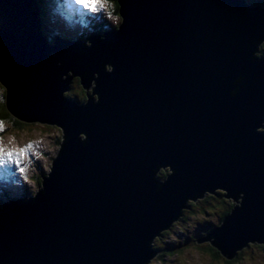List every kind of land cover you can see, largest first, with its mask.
Instances as JSON below:
<instances>
[{
    "label": "water",
    "instance_id": "1",
    "mask_svg": "<svg viewBox=\"0 0 264 264\" xmlns=\"http://www.w3.org/2000/svg\"><path fill=\"white\" fill-rule=\"evenodd\" d=\"M116 4L109 31L49 41L37 0H0L5 109L62 141L36 194L0 205V264H148L216 191L236 203L195 241L227 260L264 244V5ZM74 78L81 103L64 95Z\"/></svg>",
    "mask_w": 264,
    "mask_h": 264
},
{
    "label": "rangeland",
    "instance_id": "2",
    "mask_svg": "<svg viewBox=\"0 0 264 264\" xmlns=\"http://www.w3.org/2000/svg\"><path fill=\"white\" fill-rule=\"evenodd\" d=\"M249 4L253 5V2H259L260 0H246ZM69 2L73 3L72 0ZM57 10L60 7V4L57 2ZM68 9L61 8L59 12H56L57 17L55 24L54 22L49 23V19H45L42 29L46 32L48 40L51 41L55 33L63 35L65 33L66 38H74L77 35L83 36L85 34V26H87V34L85 38L93 33L94 27L99 26L100 19L108 29L117 25L120 21L118 14L113 8V4L110 1V7L108 9H102L98 12H91L88 9L79 6L80 9L75 11L71 8L70 4L66 5ZM74 8V7H73ZM54 7L46 9L48 17L53 13ZM60 10L65 11V15L72 14V17L67 18V22L60 16ZM72 12V13H71ZM109 12L111 13L109 15ZM97 15L98 20H94V24L90 23L89 20L92 17L86 18V23H82L80 19H84L85 15L94 16ZM89 19V20H88ZM95 25V26H94ZM49 26H52L53 29L50 31ZM94 26V27H93ZM101 26V25H100ZM46 27V28H45ZM93 28V29H91ZM45 29H48L47 31ZM100 31V30H99ZM46 36V37H47ZM64 36V35H63ZM264 52V42L260 44L259 50L256 54L258 56L262 55ZM260 53V54H259ZM76 78L71 82V89L65 92L73 100L75 98L81 99L85 93L82 91L81 86L76 83ZM91 88L88 89L90 92ZM4 88L0 84V103L4 105ZM71 99V98H70ZM1 107V104H0ZM3 122L4 128L3 131H0V144L6 148H20L24 145L31 142L33 147L29 149L28 154L21 158V162L25 161V165L22 164L12 167L11 165L5 166L8 168L7 172H12L10 169L15 171L11 173L14 176V181L9 179L7 180V188L0 184V200H14L20 197H29L36 193L39 189V183L41 177L45 176L49 172L51 165V160L55 156L61 140V129L56 125H50L46 123H41L37 121L25 122L20 121L15 118L13 115L9 116L8 120L1 119ZM13 146V147H12ZM23 168L24 171L21 172L19 169ZM164 170L158 172V178L164 179L166 175L162 176ZM162 174V175H161ZM17 175V176H16ZM2 179H6L5 174L1 175ZM0 176V180H1ZM163 177V178H162ZM3 182V181H2ZM6 182V180H5ZM12 183H15L12 186ZM214 195V194H211ZM224 195V194H223ZM206 195L197 199L194 206L185 208L183 215L186 214V218L177 221L175 226L171 228L166 233L158 235L157 239L154 242V248L157 249L156 258L151 260L150 264H264V244L251 243V247L243 248V252L239 256V259L232 263H227L224 261V257L214 259L209 252L205 251L204 247L208 244L207 241L196 242L195 239L201 238L211 229L213 226L219 224V212L222 210L224 205L217 200V198H206ZM229 200V199H226ZM231 204L236 202L232 201L230 198ZM228 203V202H227ZM208 209V210H207ZM165 231V230H163ZM170 243V244H169ZM168 245V246H167ZM170 247L174 249L173 255L164 254L165 247ZM230 262V261H229Z\"/></svg>",
    "mask_w": 264,
    "mask_h": 264
},
{
    "label": "trees",
    "instance_id": "3",
    "mask_svg": "<svg viewBox=\"0 0 264 264\" xmlns=\"http://www.w3.org/2000/svg\"><path fill=\"white\" fill-rule=\"evenodd\" d=\"M38 1V3H39V6H40V19H49L48 21H49V23L50 22H54V24H55V21H56V19H57V17H56V15H55V13L56 12H59V9H60V7L58 8V10L56 9L57 8V2L60 4V0H37ZM111 2H112V4H113V8L115 9V12L117 13V8H118V6H117V4H116V0H110ZM248 2V1H247ZM250 3V2H249ZM253 5H264V0H260L259 2H253L252 3ZM50 7H54V11H53V13H51L50 15H49V17H48V14L46 13V9L47 8H50ZM60 12H61V10H60ZM86 18H87V16H85L84 17V19L82 20V19H80V21L81 22H83V23H86L87 21H86ZM89 20V19H88ZM94 20H98V18H97V15H94V16H92V18L89 20V22L90 23H92V24H94ZM101 21H103L104 19H100ZM99 20V24L101 25H97L96 27H94V29L93 30H101V31H104L105 30V28H107L105 25H104V23H102L101 21ZM41 24H42V22H41ZM43 25V24H42ZM44 26V25H43ZM116 26V25H115ZM46 28V27H45ZM53 29V27L52 26H49V30L51 31ZM46 31L48 30V29H45ZM45 32V31H44ZM49 34H52V33H49ZM45 35H46V32H45ZM48 35V34H47ZM46 35V36H47ZM64 35V36H63ZM63 37H66L65 36V33L63 32ZM48 37V36H47ZM260 54V53H259ZM258 55V54H257ZM75 81H76V83L77 84H79V82H77L78 80L77 79H75ZM79 86H80V84H79ZM72 87H71V84H70V89H71ZM82 91L83 92H85L83 89H82ZM65 95V94H64ZM66 96L68 97V98H71L72 99V97H70L68 94H66ZM75 100L77 101V102H79V103H81V102H83L84 100H85V95L81 98V99H79V98H75ZM1 104V107H0V120L1 119H6V120H8V118H9V114H8V112L5 110V108H4V105L2 104V103H0ZM61 143V142H60ZM165 172H166V170H165ZM165 172H163L162 174V176H164V175H166L167 174V172L165 173ZM41 181H42V178H41V180H40V183H39V185L41 184ZM223 194H224V192L223 191H216V193L214 194V195H211V194H208V195H206L205 197L206 198H210V197H212V198H217V200L219 201V202H221L222 204L224 203V204H226V205H224V207L222 208V210L219 212V220H221L225 215H227L229 212H230V210H231V207H232V205L233 204H231V201H229V200H226L227 198H225L224 196H223ZM228 202V203H227ZM194 203L195 202H191V201H189V202H187V206L188 207H192V206H194ZM187 207V208H188ZM208 210V209H207ZM185 210H183L182 211V215L179 217V219H177L176 221H174L171 225H170V227L168 228V229H166L165 231H162L161 232V234H159V235H162V233H166V231H169L171 228H173V226H175V224L177 223V221H179V220H181V219H184V218H186V214L185 215H183V212H184ZM207 233V232H206ZM205 233V234H206ZM157 237L158 236H156L153 240H152V244H151V246L154 248V242H155V240L157 239ZM170 244V243H169ZM168 246V245H167ZM165 247V251L166 252H164V254H166V255H173V253L174 252H176V251H174V249H172V248H170V247ZM252 245L251 244H249L247 247H251ZM204 249H205V251H207V252H209L210 253V255H212V257L214 258V259H217V258H220V257H222V255L219 253V251L216 249V248H214L213 246H211V244L208 242V244H206V246L204 247ZM241 252H243L242 250L240 251V252H237V254L232 258V259H230V260H227V259H224V261H227V263H232V262H235L236 263V261L239 259V256L241 255ZM240 254V255H239ZM230 261V262H229ZM150 262V261H149Z\"/></svg>",
    "mask_w": 264,
    "mask_h": 264
},
{
    "label": "snow or ice",
    "instance_id": "4",
    "mask_svg": "<svg viewBox=\"0 0 264 264\" xmlns=\"http://www.w3.org/2000/svg\"><path fill=\"white\" fill-rule=\"evenodd\" d=\"M75 5L82 6L91 12H98L102 9H108L110 7V0H72ZM111 13L109 12V15ZM4 125L0 121V131H3ZM33 147V144L29 142L20 148H6L0 144V167H4L11 164L19 165L21 158L28 154L29 149ZM21 172L23 168L19 169Z\"/></svg>",
    "mask_w": 264,
    "mask_h": 264
},
{
    "label": "bare ground",
    "instance_id": "5",
    "mask_svg": "<svg viewBox=\"0 0 264 264\" xmlns=\"http://www.w3.org/2000/svg\"><path fill=\"white\" fill-rule=\"evenodd\" d=\"M67 8V7H66ZM68 9V8H67ZM44 19H41V22H42V24L44 23ZM82 24V23H81ZM59 35V34H58ZM60 37H62L63 38V36L62 35H59ZM66 40H69V38H66V37H64ZM82 88V87H81ZM83 89V88H82ZM13 147V146H12ZM20 164H22V166H24L25 165V161H23V162H21ZM12 167H14L15 166V164H12L11 165ZM6 170V171H8V168H6L5 166L4 167H0V176L1 175H3V174H5V172H4V170ZM161 170H164V168L162 169V168H159V172L161 171ZM13 171V170H12ZM162 175V174H161ZM17 176V175H16ZM163 178V177H162ZM157 179H158V181H159V178H158V176H157ZM0 184H2V186H4L5 188H7V182H5V181H3V182H0ZM206 194H209V193H205L204 195H206ZM197 201V200H196ZM162 232V231H161ZM161 234V233H160ZM152 244V243H151ZM151 244H149V245H151ZM153 249H155V248H153ZM155 250H157V249H155ZM243 250V249H242ZM240 252V251H239ZM154 258H156V255H154V256H152L151 258H150V263H151V260H153ZM149 262H148V264H150Z\"/></svg>",
    "mask_w": 264,
    "mask_h": 264
},
{
    "label": "flooded vegetation",
    "instance_id": "6",
    "mask_svg": "<svg viewBox=\"0 0 264 264\" xmlns=\"http://www.w3.org/2000/svg\"><path fill=\"white\" fill-rule=\"evenodd\" d=\"M258 50H259V49H258ZM262 55H264V52H262ZM165 170H166V169H165ZM167 171H168V170H166V172H167ZM166 172H165V173H166ZM167 173H168V172H167ZM206 195H208V194H206ZM229 200H230V199H229ZM162 234H163V233H162ZM199 238H200V237H199ZM199 238H198V239H199Z\"/></svg>",
    "mask_w": 264,
    "mask_h": 264
},
{
    "label": "clouds",
    "instance_id": "7",
    "mask_svg": "<svg viewBox=\"0 0 264 264\" xmlns=\"http://www.w3.org/2000/svg\"><path fill=\"white\" fill-rule=\"evenodd\" d=\"M157 251V250H156Z\"/></svg>",
    "mask_w": 264,
    "mask_h": 264
}]
</instances>
